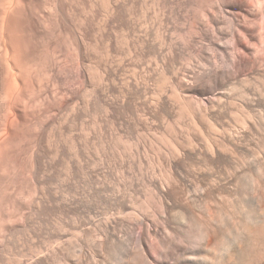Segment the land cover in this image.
<instances>
[{
  "label": "bare ground",
  "instance_id": "bare-ground-1",
  "mask_svg": "<svg viewBox=\"0 0 264 264\" xmlns=\"http://www.w3.org/2000/svg\"><path fill=\"white\" fill-rule=\"evenodd\" d=\"M128 2L130 1L0 0V264H264V0H177L176 3L179 7L183 4L187 7L184 9L188 11V13L186 12L187 25L189 22L186 35L181 33L183 28L180 29V27L183 23L185 24L182 21L183 23L178 25V29L181 31H178L183 36L178 33L176 36L173 35L175 37L170 41V52H172L174 60L182 61L185 53L189 57V65L186 66V69L175 67L171 71L170 82L172 90L177 95L175 98H178L179 111L174 110V105L166 96L160 93L157 95V90H151L153 94L150 95V100L143 99L144 96L146 97L144 94H147L148 87L150 89L147 83V79L150 77L144 76L145 74L143 76L147 79L145 78L142 83L135 79L134 82L128 80L127 98H124L122 103H117L119 100H116V103L113 101L108 103V108L115 110L118 116L124 112L123 110L126 114H134L137 111L134 100H140L141 104H137L142 105V108L147 110L151 117H154L153 119L157 118L159 111L171 117L179 115L182 118V115H188L191 120L188 121L190 128L194 130L196 136H198L196 133L207 132L209 138L207 137L208 140L204 145L196 143L197 139L194 140V137V139L191 138L183 143L181 138L179 141L174 136L167 138L162 135L161 138H158L153 135L154 139L147 136L150 139L149 144L141 143L142 147L139 143L141 139H139L136 148L134 147V152L132 142L125 141L126 143H124L122 138H117L116 147L124 146V153L128 155L127 161L122 159L124 153L120 149H115L116 151L110 152L111 154L108 153L110 155L108 162L111 161L109 164L107 163V166L103 165V161L94 162L93 159V162L87 161L88 164L93 163L89 173L93 184V194L91 195L95 200L93 201L100 204L102 201H106L116 210L113 214L104 217L100 216V213L98 214L96 205V207L93 205L92 208L89 206L90 203L88 204L80 198L67 202L64 198L65 195L55 192L47 184L58 177L54 172L51 173V169L55 170V166H58L55 164L59 162L46 161L50 153L55 151L57 152L55 155L62 153L68 156L72 155L71 151H75V154L85 156L86 143H84L85 148L79 146L82 144L81 141L78 145L77 138L78 143L74 139L71 140V145L63 143L65 140L58 141V138V143H55L53 137L58 133L59 140H61V131L59 132L57 128L54 130L55 134L52 131L58 120V116L55 114L57 108L55 99L62 101L60 104L66 106L65 108L71 107V101L81 96L79 88L81 89L82 86L75 88L77 78L83 80L94 71L93 69L91 73H88L89 63L85 62L90 50L92 52L94 49L93 45H95L94 47L102 45L109 57V54L113 53L111 51L118 52L119 47H124H121L124 43H120L124 40L126 42L130 37L131 39H129L133 42V50L132 47H129L135 54H138L140 48L142 51L146 49L145 47L150 50L152 56H149V64L147 63L145 66L150 68L148 75L154 77L152 80L157 79V39L152 35L156 39L154 40L156 45H154L155 43L150 45L151 37L147 36L148 40L145 34H139L137 31L134 36L133 34L125 36L124 29L126 30L128 24L127 14H131L127 13L130 10L127 9ZM177 15L176 17H178ZM133 16L134 14L130 17L133 18ZM173 17L176 18L174 14ZM176 19L178 20L180 17ZM134 21L133 23L136 22ZM176 24H178L177 21ZM52 27L60 29L58 32L65 31V29L70 30L75 43H71L73 39H70V33L66 30L65 33L70 37L67 39H70L72 45L69 48L73 49L76 46L74 50L77 51V54L74 53L75 51L72 52L70 57L74 53L73 57L77 56L74 63L77 64L76 62L80 60L81 63L79 61L78 64L81 65L85 62L87 66L84 67L85 64L84 66L82 64L77 67L73 64L78 69L74 70L76 68L71 65L74 69L69 70L71 68L68 66L67 70V65H69L66 63L67 59L61 61L57 58L58 55H54L55 59L53 58V62H50L53 64H45L48 68L44 69L43 76L49 75V77L44 79L40 72L43 62H47L45 61L47 59L46 48L43 47H51L53 43L50 45L45 43V46H42L43 44L39 40L40 38L42 40L52 38L50 32L57 33V29H53L54 32ZM139 31L142 32L140 29ZM175 31H177V27ZM48 32L49 37H47ZM155 32L157 31L155 30ZM46 33L47 36L44 35ZM65 33L63 34L65 35ZM28 36L30 38L39 36V40L35 39L39 43H35L34 38L30 41ZM60 36L57 39L59 41ZM26 37L30 40L28 41ZM55 37L49 42L54 41L57 38ZM122 37L126 39H122ZM88 39L94 41L91 44L92 49L89 48ZM42 40L41 42H43ZM59 41H56L55 45L60 43L61 47V44L66 43ZM102 46L100 47L102 48ZM126 46L128 45L126 44ZM54 47L56 48V46ZM66 47L68 48V46ZM55 48H51L54 49L52 53L59 52L58 54L61 56L63 54V52L60 54L59 49L61 48L58 49V52ZM66 50L69 52L68 49ZM131 50L129 53L132 52ZM44 51L45 56H43ZM124 53L126 52L124 51ZM53 54L50 55L53 56ZM95 54L97 53L95 52ZM43 57H46L44 61H42ZM56 58L61 62L65 60L63 63L67 65L56 61ZM184 58L186 59V57ZM91 59L90 61H92ZM108 60L110 59L108 58ZM212 63H214L213 66H209ZM220 63H225V65L221 66ZM106 69L108 70L109 67ZM107 70L106 74L103 73L104 75L113 76L117 73L116 70L115 73L111 70V72H107ZM136 70L138 71V69ZM45 71L48 73L47 75H45ZM75 79L77 80L74 81ZM71 80L75 83L72 87L69 83ZM162 82L164 81L162 80ZM169 83L166 84L170 85ZM97 90L96 93L94 92L96 100L105 101L103 99L105 90H102L104 92L100 89ZM88 91L86 90L87 93ZM67 94L69 95L66 97ZM172 95L173 93H171ZM106 100L108 101V97ZM73 102V105L75 102L77 103L75 100ZM61 105L58 107L60 108ZM65 108L63 107V109ZM71 109H74V106ZM59 112L60 110L56 113L59 114ZM68 112L70 113V110ZM73 112L76 114L73 113L74 117L70 116L71 120L67 116L69 121H73V119L75 121L79 115L81 116L80 111L75 112L74 110ZM129 115L124 119L125 128L128 134L136 133L137 123L135 124L134 118H129ZM59 123L63 124L64 122ZM171 123H168L170 126L165 128L170 129L169 132L174 134L177 122L174 125ZM96 124L95 122L94 125L97 126L98 124ZM139 126L137 125V128ZM177 133L180 135L178 130ZM85 135L86 138L87 134ZM26 136H29V139ZM56 137L54 138L56 139ZM160 141L169 143L170 150L160 151L162 148L159 147L160 144L165 146ZM21 149H25L23 151L29 153V158L31 156L32 166H30L29 160L26 162L23 158L27 152L22 155ZM18 150L21 151L24 162L19 158ZM157 150L160 153L163 152L160 156L163 165H165V171L163 170L165 173L161 174H164L163 178L162 176L157 177L155 167H152V171L150 170V175L149 172L148 175L145 174L143 170L146 163L153 164L152 161L149 162L150 152H153V155L157 157ZM52 154L54 155V153ZM21 162L23 164L26 162V166L29 163V166L32 167V170L30 169L32 171L31 179L41 181L43 176V182L47 184L46 188L43 187L44 189L40 187L42 194L37 198L35 206H32L35 203L33 202L35 197L31 196L33 199H25L22 196L24 188L23 183L22 185L20 183L22 178ZM61 162L63 163V160ZM77 162L72 160V163L68 162L65 167L68 172L79 176L83 172V167L87 166L85 164L82 167ZM191 164L199 165L200 172L195 171L196 176L194 175L198 179V183L188 179L182 173L187 172V167ZM135 167L138 170H134ZM47 169H50V173H46ZM116 171L119 174H116ZM134 171H138L142 178H139ZM33 182L34 180L30 181V183ZM74 186L69 187L73 188ZM53 205L56 209L58 207L71 209L78 214L79 220L76 219L74 222L79 236L76 241L66 239V224L63 222L55 224L52 233L60 239L59 242L53 244L50 241L51 244L46 241V238H43L45 232L42 223H45V215ZM62 213L64 215V212ZM34 218H40L39 228L33 226ZM33 238L36 242L33 241ZM22 239L28 241V244L21 243Z\"/></svg>",
  "mask_w": 264,
  "mask_h": 264
},
{
  "label": "rangeland",
  "instance_id": "rangeland-1",
  "mask_svg": "<svg viewBox=\"0 0 264 264\" xmlns=\"http://www.w3.org/2000/svg\"><path fill=\"white\" fill-rule=\"evenodd\" d=\"M128 1H130V2H128V4L129 5H127V9L129 8L130 10H128V12L127 13H131V14H127V16H128V24H127V28H126V30L124 29V33H125V36L126 37H128V36H132V34H133V36H134V33L137 31V33L139 32V34H145L146 35V38H148V40H149V37H151V39L149 40V41H151L150 42V45H153L155 42H154V40H156L157 42V81L155 82V81H153L154 80V77L152 76H150V75H148L149 74V67H147V66H145V65H147V63H148V61L150 60V57L152 56V54L150 53V50L147 48V47H145L146 49L145 50H143L142 51V49L140 48V46H138V48H140L139 49V51H138V54H135L134 53V51H132L133 50V42H132V40H130L129 38H128V40L125 42V40L124 41H122L121 40V34L119 33V35H120V40L122 41H120L121 43L120 44H122V43H124V44H122L121 45V47L122 46H124V47H122V48H120L119 47V50H118V52L117 51H115V50H113V51H111V52H113V53H111V54H109V57H108V54H106L107 52H106V50L104 49V47L102 46V45H98V47H94L95 45H93V48L94 49H92V46H91V44H93L94 43V41L92 42L91 40L92 39H88V42L90 43L89 44V48L91 47V49H92V52H91V50H90V53H89V56L87 57V60H85V62L88 64L89 63V67H87V69H88V73L90 72H92L93 71V69H94V71L93 72H95V73H91V75L89 74L86 78H83V80H81L82 78H80V80H79V78H77L78 79V81H80V82H78V81H76L77 79H75L74 81H76V84L75 83H73L74 81H72L71 80V82H69L70 83V85H71V87L72 86H74L73 84H75V88H78V87H81V89L79 88V90H80V97L76 100V99H73V100H75V101H77V103L78 102H80V103H78V105H77V103L75 102V104L73 105V100L71 101L72 103H71V107H69V108H65L66 106H63V105H61L62 103V101H60V100H58V99H55V103H57L56 104V106H57V108H56V111H55V114H57V116H58V120H57V122L54 124V127H55V125H56V127L55 128H53V133H54V130L57 128V129H59V132L61 133V135H60V138H62L61 140H59V135H54V137H56V136H58V137H56V139L53 137V139H54V142L55 143H58L57 142V138H58V141H62L63 142V140H65L63 143H65L66 145H71V140H74L75 139V141L77 142V140L79 141V143H78V145L80 144V141H81V143L82 144H80L79 146H82V147H84L85 148V146H86V148H85V156H87V157H85V156H81V154L80 155H77V154H75L76 152L75 151H71L72 153V155H63L62 153H60L61 154V156H60V154L58 153V154H56L55 155V153H57V152H52V153H54V155L52 154V153H50L48 156H47V160L46 161H49V162H53V161H55V162H59V163H57V164H55V165H58V166H55V170H53V169H51V173H53L54 172V174H57L56 176H58L55 180H53V181H51V183L49 182V183H47L51 188H53V190H55V192H57V193H59V194H63V195H65V201H69V202H71V201H73V200H76V199H83L84 201H86V202H88V204L90 203V207H92L93 205V207H96L97 208V211H98V214L101 216L102 215V217H104L105 215L106 216H108V215H110V214H113L114 212H116V210L114 209V207H112L108 202H106V201H102L101 202V204L100 203H97V202H94L95 200L91 197V195L93 194V184H92V182H91V178L89 177L90 176V170H91V168L93 167V161L94 162H100V161H103V165L104 166H107V163L109 164V162L111 161H109L108 162V159H109V157H110V155L109 154H111L112 152H114V151H116L115 149H120L123 153L125 152V148H123L124 146H121V147H116V145H117V138H122L123 139V141H124V143H126V142H132L131 144H133V151L135 152V146H137V142L138 141H140L139 139H141V141L139 142L140 144L141 143H144V142H146L147 144H149V141H150V139L149 138H151V139H154V136L153 135H155V136H158V138L160 137L161 138V136L163 135H165V137H167V138H171L172 136H174V137H176V138H178V140L180 139L181 140V142H183V143H186L189 139H194V140H196L195 142L196 143H198L199 145H200V143H201V145H204L205 143H206V141L208 140L207 139V137H208V134H207V132L206 131H203V132H200V133H196L198 136H196L194 133V130H192V128H190V116H184V115H182L183 117L181 118V117H179V115L176 117V116H169V115H167L166 113V115L164 114V112H161V111H159L158 113H159V115H162V116H159L158 114V116H157V118H155V119H153L154 117L152 116L151 117V115H150V113H148L147 112V110H144V108H142V105H138V104H141V103H139V101L138 100H134V102H135V104H134V106L135 105H137L136 107H137V113L135 114H126V112H125V110H123L124 112L123 113H118L119 114V116L115 113V110H113V109H111L110 107V109L108 108V103L110 102V101H113V102H115L116 103V100H119V101H117V103L119 102V103H122L126 98H127V92H126V88H127V86L126 85H128V82L129 81H135V80H137V82L138 81H140V83H142L143 81H144V79L146 78L147 79V77L149 78L150 77V79H147V83H148V86H150V89H149V87H148V89H149V91H148V89H147V94L145 93L144 95H146V97L144 96L143 97V99H147V100H150L151 99V96L150 95H152L153 94V92L152 91H156L157 90V95H159L158 93H160L161 95H164V96H166L167 98H168V100H171L170 101V103L171 104H173L174 105V110L177 112V111H179V105H178V103H177V99L178 98H175L177 95H176V93H174V91L172 90V84H171V71L173 70V69H175V67L177 68V67H183V68H185L186 69V66H188L189 65V57H188V55H187V53H185L186 55H184V57H186V59L184 58V57H182L183 59H181L182 61H177V60H174L175 58H173L174 56H173V54H171L172 52H170L171 50H170V41H172V38H174L176 35H178V33L179 34H183L184 36L186 35V30L187 29H189V22H188V25H187V21H188V17H187V13H188V11L187 10H184V9H187V7H185V5L183 4L181 7H182V9H181V7H179L178 6V4L176 3V1L177 0H135V2H137L136 4H135V2H134V0H128ZM134 4H133V3ZM156 2V3H155ZM173 2H175V3H173ZM132 3V4H131ZM139 4V5H138ZM131 5V6H130ZM137 5V6H136ZM175 5V6H174ZM133 6H134V8H133ZM139 6V7H138ZM173 6L175 7V10H176V12H175V10H174V8H173ZM177 7H178V9H177ZM138 10H136V9ZM138 8H140V9H138ZM136 10V11H135ZM143 10V11H142ZM183 11V12H179V11ZM47 11V10H46ZM134 11V12H133ZM173 11H174V13H173ZM184 11H185V13H184ZM137 12H138V14H137ZM187 12V13H186ZM134 14V16H133V18L132 17H130L131 15H133ZM178 15H177V14ZM184 15H183V14ZM135 14H136V16H135ZM142 16H141V15ZM173 14H174V16L176 17V15L178 16V17H180V19H176V18H178V17H176V18H174L173 17ZM181 15V16H180ZM139 16V17H138ZM183 16V17H182ZM131 19H130V18ZM134 17H135V19H134ZM187 17V18H186ZM137 18V19H136ZM183 18H185V19H183ZM130 19V20H129ZM141 19V20H140ZM136 22H139V23H141V24H139V23H136ZM133 21L135 22V23H133ZM141 21V22H140ZM176 21H177V23L178 24H176ZM185 22V24L183 23V22ZM183 23V27L181 26L180 27V29L181 28H183L182 30L183 31H181L180 29H178L179 28V24H182ZM132 23V24H131ZM176 24V25H175ZM129 25H130V27H129ZM143 25V26H142ZM184 25H185V27H184ZM133 26H135V27H133ZM141 26L143 27V30H142V28H141ZM176 27H177V31L178 30H180L181 31V33H180V31H175L176 30ZM56 28V27H55ZM55 28H51L52 30L54 29V30H56ZM129 28V29H128ZM51 29H49V31L51 30ZM135 29V31H133ZM139 29L142 31V32H140L139 31ZM145 29V30H144ZM147 29H149L148 31H147ZM51 30V31H52ZM53 30V31H54ZM69 32L70 30H68V29H65V31H63V30H61L63 33H65V32H67V31ZM129 30V31H128ZM155 30L157 31V32H155ZM58 31H60V29H57L56 30V34H55V36L57 37H55L54 36V34H52L51 32H50V35H52L51 37L52 38H50L49 36V32H48V36H47V33L46 34H44V35H46L47 37H49V39L47 40L46 38H44V39H46L45 41H44V39L42 40L41 38H40V40H39V36H31V37H33L34 38V41H35V39L36 40H39V42L40 43H42L43 45L42 46H45V43H47V44H54V46H56V48L54 47V46H52L51 45V47L50 46H47V44H46V46L48 47H43L45 50H46V54H45V51L43 52V56H47V59L45 60V58L42 60V61H47V62H49V63H47V62H43V66H45V64H49V65H51V64H53V63H51L50 64V62H53V60L55 59V57L57 56V58L58 59H61V61L63 60V59H67L66 60V63H68L69 65H67V64H64L65 63V60L63 61V62H61L60 60H58L57 58V60L56 61H59L60 63H62L63 65H67V68L66 67H64V68H66L67 70L69 69L68 68V66L71 68V69H69V70H73L74 68H73V64H75L74 62L77 60V56L76 57H73L74 56V53H76L77 54V51L76 50H74V49H76V46H75V44H74V46L75 47H73V49H71V48H69V46L70 47H72V45H71V43L73 44V43H75V39H73V37H71V36H73V35H71V32H69L68 34L70 35V37H69V35H67L66 33H65V35L62 33V32H58ZM128 31V32H127ZM133 33H132V32ZM152 31V32H151ZM188 31V30H187ZM55 32V31H54ZM126 32H127V34H126ZM150 32H151V34H150ZM175 32H177L176 34H175ZM59 33V34H58ZM60 33H61V36H63V37H61L60 36ZM136 33V34H137ZM155 33V34H154ZM135 34V35H136ZM138 34V35H139ZM181 34V35H182ZM44 35H41V36H43L44 37ZM123 35V34H122ZM145 35H143V36H145ZM156 38V39H154L153 38V36ZM173 35H175V36H173ZM182 35V36H183ZM40 36V37H41ZM45 36V37H46ZM58 36H60L59 37V39H60V41L59 40H57L58 39ZM124 36V35H123ZM140 36H142V35H140ZM147 36H149V37H147ZM29 37V36H28ZM36 37V38H35ZM54 37L56 38L55 40L58 42H68V44L67 45H65L66 43H63V44H61V47L59 46V44L60 43H58V44H56L55 45V43H56V41H55V43H54V41H52L53 39H54ZM66 37V38H65ZM30 38V37H29ZM33 38H30V39H27V37H26V39L29 41H32L33 40ZM38 38V39H37ZM67 38H70V39H73V41L71 42L70 41V39H67ZM50 39H52L50 42H49V40ZM65 39V40H64ZM122 39H126V38H123L122 37ZM153 39V40H152ZM41 40L44 42H41ZM61 40H64V41H61ZM47 41V42H46ZM148 41V42H149ZM39 42H37V41H35V43H39ZM49 42V43H48ZM71 42V43H70ZM130 42V43H129ZM153 43V44H152ZM156 43L154 44V45H156ZM70 44V45H69ZM126 44L128 45V46H126ZM132 44V45H131ZM62 45H63V48H62ZM65 45V46H64ZM66 46H68V48L66 47ZM100 46H102V48L100 47ZM120 46V45H119ZM132 47L131 49H130V47ZM50 47V48H49ZM55 48V50L57 49V51L56 52H58L59 50H60V54H62V52H63V54L60 56L58 53L57 54H53L52 52H54V49H51V48ZM66 47V48H65ZM129 47V48H128ZM59 48H61V49H59ZM68 49L69 50V52L66 50L65 51V49ZM96 48H97V50H96ZM124 48V49H123ZM128 48V49H127ZM43 49V50H44ZM50 49V50H49ZM59 49V50H58ZM71 49V50H70ZM103 51H102V50ZM122 49V50H121ZM47 50H48V52H47ZM62 50V51H61ZM65 51V53H64V51ZM73 50V51H72ZM93 50H94V53H93ZM132 51L133 52V55H132V52H130L129 53V51ZM75 51V52H74ZM102 52V53H100V52ZM121 51V52H120ZM124 51L126 52V53H124ZM66 52H68V53H66ZM71 52V53H70ZM72 52H74L73 53V56L71 55V57H70V54H72ZM95 52L97 53V54H95ZM142 54H141V53ZM145 52V54H143ZM91 53H93V54H91ZM99 53V54H98ZM146 53H147V55H146ZM45 54V55H44ZM50 54H53V56L54 55H56V56H52V55H50ZM69 54V55H68ZM75 54V55H76ZM130 54H131V56H130ZM165 54V55H164ZM50 55V56H49ZM92 55V56H91ZM118 55V56H117ZM145 55V56H144ZM170 55V56H169ZM52 56V57H51ZM65 56H66V58H65ZM69 58H68V57ZM100 56H102V57H100ZM107 58H106V57ZM114 56V57H113ZM122 56V57H121ZM150 56V57H149ZM62 57V58H61ZM73 57V58H72ZM93 57V59H91ZM96 57V58H95ZM117 57V58H116ZM120 59H119V58ZM128 57V58H127ZM132 57V58H131ZM142 57H144V58H142ZM149 59H148V58ZM54 58V59H53ZM76 58V59H75ZM108 58L110 59V60H108ZM122 58V59H121ZM164 58V59H163ZM52 59V60H51ZM75 59V60H74ZM79 59V58H78ZM89 59V60H88ZM90 59L92 60V61H90ZM135 59V60H134ZM148 59V60H147ZM185 59V60H184ZM51 60V61H50ZM72 60V61H71ZM74 60V61H73ZM109 62H108V61ZM111 60H113V61H111ZM116 60V61H115ZM124 60V61H123ZM129 60H130V62H129ZM134 60V61H133ZM80 61V60H79ZM79 61H77L76 63L78 64V62ZM138 63H137V62ZM143 63H141V62ZM70 62H71V64H70ZM85 62H84V64H85ZM102 62V63H101ZM177 63V64H175V63ZM188 62V63H187ZM220 62V61H219ZM79 63H81V61L79 62ZM101 63V64H100ZM116 63V64H115ZM181 63V64H180ZM75 64V66H81L80 64ZM84 64L82 65V66H84ZM87 64H85V66L84 67H86L87 66ZM104 64H106V65H104ZM118 64V65H117ZM120 64V65H119ZM130 64V65H129ZM149 64V63H148ZM213 64L214 63H212V64H210L209 66H213ZM71 65H73L72 67H71ZM132 65H133V67H132ZM183 65V66H182ZM220 65L222 66H224L225 65V63H220ZM42 66V67H43ZM74 66V67H75ZM91 66V67H90ZM93 66V67H92ZM120 66V67H119ZM140 66V67H139ZM149 66V65H148ZM42 67H41V69H40V72H41V74H42V77L44 78V79H48V77H49V75L48 76H43L44 74V69L45 68H48V66L46 65L45 67H43V69H42ZM97 67V68H96ZM99 67V68H98ZM103 67V68H102ZM109 67V69L107 70L106 68H108ZM139 67V68H138ZM144 67V68H143ZM146 67V68H145ZM76 68V67H75ZM114 68V69H113ZM129 68V69H128ZM78 68H76V69H74V70H77ZM91 69V71H89ZM135 69V70H134ZM136 69H138V71L136 70ZM141 69V70H140ZM144 69V70H143ZM147 69V70H146ZM185 69H183V70H185ZM43 70V71H42ZM46 70V69H45ZM96 70V71H95ZM106 70H107V72H111V71H114V73H115V70H116V72L118 73H115V74H113V76H109V75H104L103 73H105L106 74ZM111 70V71H110ZM130 70V71H129ZM132 70V71H131ZM163 70H165V71H163ZM182 70V69H181ZM148 71V72H147ZM162 71V72H161ZM74 72V71H73ZM76 72V71H75ZM100 72V73H99ZM119 72H120V74H119ZM123 72V73H122ZM135 72V73H134ZM147 72V73H146ZM161 72V73H160ZM164 72V73H163ZM45 73H46V71H45ZM87 73V74H88ZM129 73H131L132 74V76H131V74H129ZM183 73H184V71H183ZM48 73H46L45 75H47ZM124 74V75H123ZM129 74V75H128ZM133 74H135V75H133ZM145 74V75H144ZM163 74V75H162ZM95 75V76H94ZM98 75V76H97ZM101 75V76H100ZM127 75V76H126ZM147 76V77H144V76ZM169 75V76H168ZM91 76H92V78H91ZM107 78H106V77ZM120 76V77H119ZM137 77V79H136V77ZM143 78H142V77ZM169 78H168V77ZM102 77V78H101ZM104 77V78H103ZM113 79H112V78ZM122 77V78H121ZM127 77V78H126ZM120 78V79H119ZM132 78V79H131ZM164 78V79H163ZM168 80H167V79ZM85 79H87V80H85ZM89 79V80H88ZM92 79V80H91ZM107 79V80H106ZM111 79V80H110ZM116 79V80H115ZM118 79V80H117ZM130 79V80H129ZM135 79V80H134ZM141 79V80H140ZM143 79V80H142ZM153 79V80H152ZM161 79V80H160ZM166 79V80H165ZM105 80V81H104ZM114 80V81H113ZM127 81V83H126V81ZM129 80V81H128ZM151 80V81H150ZM162 80L164 81V82H162ZM81 81H82V83H81ZM92 81V82H91ZM96 81V82H95ZM108 83H110V84H108ZM110 81V82H109ZM117 81V82H116ZM166 81V82H165ZM78 82V83H77ZM170 82V83H169ZM81 83V84H80ZM84 83H86L85 85H83ZM117 83V84H116ZM162 83V84H161ZM166 83H169L170 85H168V84H166ZM78 84H80V85H78ZM91 84V85H90ZM93 84V85H92ZM103 84V85H102ZM118 85L117 87L115 86V85ZM162 85V87H159V86H161ZM164 84V85H163ZM69 85V84H68ZM69 85V86H70ZM78 85V86H77ZM101 85V86H100ZM113 85V86H112ZM91 86V87H90ZM126 86V87H125ZM86 87V88H85ZM114 87H115V89H114ZM119 87V88H118ZM156 87V88H155ZM74 88V87H73ZM113 88V89H112ZM153 88H155V89H153ZM96 89H100L101 91L102 90H105V92L104 91H102V92H104V97L105 98H103V99H105V101H103L102 99L100 100V99H97L96 100V97H95V93H96ZM107 89V90H106ZM112 89V90H111ZM170 89V90H169ZM86 90H89L88 91V93L86 92ZM97 90V91H98ZM123 90V91H122ZM152 90V91H151ZM92 91H93V93H92ZM107 91V92H106ZM115 91V92H114ZM165 91V92H164ZM173 91V92H172ZM95 92V93H94ZM164 92V93H163ZM112 93H113V95H112ZM122 93V94H121ZM171 93H173V95L171 96ZM180 93V92H179ZM91 94H93V95H91ZM107 94H108V96H107ZM118 94V95H117ZM69 94H67L66 95V97L68 96ZM120 95V96H119ZM149 95V96H148ZM169 95V96H168ZM112 96V97H111ZM116 96H118V97H116ZM179 96V95H178ZM107 97H108V101L106 100L107 99ZM122 97V98H121ZM173 97V98H172ZM91 98V99H90ZM111 98H112V100H111ZM117 98V99H116ZM125 98V99H124ZM124 99V100H123ZM175 99V100H174ZM115 100V101H114ZM103 101V102H102ZM174 101V102H173ZM82 102V103H81ZM94 102V103H93ZM61 103V104H60ZM89 103V104H88ZM107 104V105H105V104ZM114 103V104H115ZM138 103V104H137ZM80 104V105H79ZM81 104H82V106H81ZM58 105L60 106L61 105V107H62V111H61V107L59 108L58 107ZM75 105H76V107H75ZM88 105V106H87ZM97 105V106H96ZM73 106H74V109H71V108H73ZM93 106V107H92ZM99 106V107H98ZM101 106V107H100ZM139 106H141V107H139ZM63 107L65 108V109H63ZM92 107V108H91ZM83 109V110H80V109ZM97 108V109H96ZM106 110H105V109ZM177 108V109H176ZM86 109V110H85ZM89 109V110H88ZM92 109V110H91ZM108 109V110H107ZM60 110V112H59V114H62V115H59L58 113H56L57 111H59ZM70 110V113L68 112ZM72 110V111H71ZM75 110V112H78V111H80V113H81V116L79 117L78 116V118L77 119H75V121L76 120H78V121H74V119H73V121H74V123L77 125H75L74 123L73 124H71L73 121H69V119L71 120V118L72 117H74L73 116V111ZM78 110V111H77ZM88 110V111H87ZM99 110V111H98ZM104 110V111H103ZM64 111V112H63ZM83 112V113H82ZM89 112H90V114H89ZM101 112V113H100ZM103 112V113H102ZM107 112V113H106ZM121 112V111H120ZM148 114H147V113ZM66 113V114H65ZM105 113H106V115H105ZM113 113V114H112ZM160 113H162V114H160ZM72 114V115H71ZM74 114H76V113H74ZM83 114H84V116H83ZM93 114V115H92ZM142 114V115H141ZM64 115V117L62 118V116ZM88 115V116H87ZM98 115V116H97ZM113 115H115V116H113ZM123 115H125V116H123ZM128 115H129V118H131V119H133L134 118V122H135V124L137 123V125L139 126V125H141V126H139L138 128H137V125H136V133H127V129L125 128L126 126L124 125V119H126L127 117H128ZM141 115V116H140ZM146 117H145V116ZM149 115V116H148ZM67 116L69 117V119L67 118ZM70 116H72L71 118H70ZM90 116V117H89ZM139 116V117H138ZM169 118H168V117ZM61 117V118H60ZM99 117V118H98ZM143 117V118H142ZM166 118V120H165V118ZM176 117V118H175ZM82 118V119H81ZM106 118V119H105ZM116 118V119H115ZM118 118V119H117ZM178 118V119H177ZM185 118H187V119H189V120H187V119H185ZM61 119V120H60ZM122 119V120H121ZM159 119V120H158ZM163 119H164V121H163ZM176 119V120H175ZM184 119V120H183ZM64 120V121H63ZM116 121V123H115V121ZM120 120V121H119ZM136 120V121H135ZM146 120V121H145ZM172 120V121H171ZM181 120V121H180ZM118 121V122H117ZM122 121V122H121ZM133 121V120H132ZM169 121V122H168ZM188 123H186V122ZM189 121V122H188ZM59 122H61V123H63V124H60ZM92 122V123H91ZM97 123L96 125L97 126H95L94 125V123ZM99 122V123H98ZM102 122V123H101ZM119 122H120V124H119ZM142 122V123H141ZM155 122V123H154ZM161 122V123H160ZM172 122V123H171ZM174 122V123H173ZM177 122V123H176ZM68 123V124H67ZM80 123V124H79ZM88 123V124H87ZM108 123V124H107ZM113 123V124H112ZM153 123L155 124V126L153 125ZM158 123H159V125H158ZM168 123L170 124H172V125H174L175 123H176V125H175V131H176V133H174V134H172L171 132H169V130L170 129H167L170 125H168ZM58 124V125H57ZM90 124V125H89ZM102 124V125H101ZM117 124V125H116ZM162 124V125H161ZM61 125H63V126H61ZM71 125V126H70ZM116 125V126H115ZM147 125H149V126H147ZM161 125V126H160ZM164 125V126H163ZM179 125V126H178ZM188 125V126H187ZM58 126V127H57ZM61 128H60V127ZM68 126V127H67ZM73 127V128H71L70 129V127ZM106 126H107V128H106ZM117 126H119V127H117ZM152 126V127H151ZM185 126H187V127H185ZM84 127V128H83ZM86 127V128H85ZM95 127V128H94ZM100 127V128H99ZM149 127V128H148ZM161 127V128H160ZM165 127H167V128H165ZM182 127V128H181ZM189 127V128H188ZM66 128V129H65ZM70 130H69V129ZM76 130H75V129ZM78 128V129H77ZM105 128V129H104ZM142 128V129H141ZM144 128V129H143ZM62 129V130H61ZM65 129V130H64ZM81 129H85V130H81ZM89 129V130H88ZM95 129V130H94ZM123 129V130H122ZM109 130V131H108ZM122 130V131H121ZM140 130V131H139ZM147 130V131H146ZM168 130V131H167ZM177 130H178V132H180L179 134L180 135H178V133H177ZM26 131V130H25ZM64 131V132H63ZM66 131V132H65ZM78 133H77V132ZM81 131V132H80ZM85 131V132H84ZM99 131V132H98ZM102 131V132H101ZM162 131V132H161ZM87 132V133H86ZM142 132V133H141ZM144 132H145V136H144ZM59 133V134H60ZM106 134V135H104V134ZM116 133V134H115ZM148 133V134H147ZM163 133H165V134H163ZM167 133V134H166ZM184 133L186 134L185 136H184ZM193 133V134H192ZM203 133H206L207 134V136H206V134H203ZM55 134V133H54ZM63 134V135H62ZM75 134V135H74ZM85 134H87V137L85 138ZM115 134V135H114ZM120 134H121V136H120ZM147 134V135H146ZM171 134V135H170ZM201 134H203V135H201ZM69 135V136H68ZM96 137H95V136ZM104 135V136H103ZM109 135V136H108ZM112 135V136H111ZM205 135V136H204ZM81 136V137H80ZM84 136V137H83ZM94 136V137H93ZM131 136V137H130ZM135 136V137H134ZM142 136V137H141ZM149 138H148V137ZM169 136V137H168ZM171 136V137H170ZM181 136V137H180ZM202 136V137H201ZM26 137H28V139H29V136H26ZM64 137V138H63ZM73 137V138H72ZM105 137V138H104ZM115 137V138H114ZM146 138V140H145V138ZM185 137V138H184ZM194 137V138H193ZM198 137V138H197ZM66 138V139H65ZM76 138H77V140H76ZM81 138V139H80ZM96 138V139H95ZM137 138V139H136ZM206 138V139H205ZM209 138V137H208ZM27 138H26V140H28ZM70 141H69V140ZM80 139V140H79ZM105 139V140H104ZM205 139V140H204ZM86 140V141H85ZM96 140H98V141H96ZM107 140V141H106ZM128 140V141H127ZM179 140V141H180ZM202 140H204V141H202ZM101 141V142H100ZM106 141V142H105ZM115 141V142H114ZM126 141V142H125ZM202 141V142H201ZM163 142V144H165V146L164 145H162V144H160L161 146H159L160 148H161V150L160 151H162L163 150V152L165 151H167V150H170V148H171V146H170V144L169 143H167V142H165L164 143V141H160V143H162ZM84 143H86L85 144V146H84ZM95 143V144H94ZM102 143V144H101ZM136 145H135V144ZM167 143V144H166ZM91 144V145H90ZM93 144V145H92ZM109 144V145H108ZM54 145V144H53ZM52 145V146H53ZM101 145V146H100ZM105 145V146H104ZM102 146H103V148H102ZM141 147H142V144L140 145ZM139 146V147H140ZM168 146V147H167ZM53 147H55V145L53 146ZM95 147V148H94ZM99 147V148H98ZM116 147V148H115ZM135 147V148H134ZM141 147H140V149H141ZM88 148H90V149H88ZM101 148V149H100ZM124 149V150H123ZM23 150H25V149H21V151H23ZM119 150V151H120ZM21 151L20 150H18V152H17V154L20 152V154H18V156H19V158H21V159H25V161L27 162V160H29V162H30V166H32V159H31V156H30V158H29V156H28V152L27 151H25V152H27V153H25L24 151L22 152V155H23V153H25L24 155H23V158H22V155H21ZM120 151V152H121ZM75 152V153H74ZM93 152V153H92ZM111 152V153H110ZM163 152H159V150H157V157H155V155H153L154 153L153 152H150L151 153V157H149V162H151V163H153V164H151V165H149V164H147L146 163V166H144V168L145 169H143L144 170V173L145 174H147L148 175V172H149V175L151 174V169H152V167L154 168L155 167V169H157L156 171H157V177H161L162 176V178L164 177L163 175H161L162 173H165L164 171H165V165H163L164 163L162 162V159L160 158V156H161V154L163 153ZM88 153V154H87ZM109 153V154H108ZM87 154V155H86ZM126 153H124V154H122V159L124 160H128V155L126 154V156H124ZM20 155H21V157H20ZM25 155H27L28 157H26ZM51 155V156H50ZM95 155V156H94ZM97 155V156H96ZM102 155V156H101ZM25 156V157H24ZM54 156V157H53ZM65 156V157H64ZM81 156V157H80ZM124 156V157H123ZM150 156V155H149ZM57 157V158H56ZM70 157V158H69ZM85 157V158H84ZM29 158V159H28ZM90 158H91V160H90ZM152 158V159H151ZM24 159L23 160H21V161H23L24 162ZM86 159H88V160H86ZM92 159H93V161H92ZM63 160V163L61 162V161ZM72 160L73 161H75L76 160V162L78 161L79 163H80V166L82 165V167H83V165H85L86 164V166L87 167H83V172H81L80 173V175L79 176H77V175H75V174H73V173H70V172H68L67 171V167H65V166H67V164H68V162H70V164L72 163ZM124 160V161H125ZM90 162V161H92L90 164H88V162ZM154 161V162H153ZM159 161V162H158ZM23 162H21V164H22V172H21V176H22V178L20 179L21 181H20V183H21V185H22V183H23V188H24V193H22L23 195V197H25V199L27 198V199H33L34 197V201L33 202H35L32 206H35V204L37 203V198H39L40 196H41V194H42V191H41V188H43L44 186H45V188L47 187V184L45 183L44 184V182H43V176L41 177V181H35V179H31V176H32V171H30V169L32 170V167H30L29 166V163H28V166H26L27 165V163L25 162L24 164H23ZM77 162V163H78ZM86 162V163H85ZM106 162V163H105ZM156 163H157V166H156ZM62 164H63V166H62ZM88 164V165H87ZM161 164V165H160ZM90 165V166H89ZM150 167H149V166ZM192 165V166H191ZM191 165H189L188 167H187V172H188V174H187V172L186 171H184V172H182L183 174H184V176L186 175V177L188 178V179H190V180H192V181H195L196 183H198V179H196V172L195 171H199L200 172V168H199V165H196V164H191ZM25 166V167H24ZM88 166H89V168H88ZM25 168V170H26V172H23V171H25V170H23L24 168ZM28 167H30V168H28ZM62 167V168H61ZM197 168H199V169H197ZM59 169V170H58ZM160 169V170H159ZM217 169V168H216ZM50 170V169H49ZM49 170L47 169V171H46V173H48L49 172ZM53 170V171H52ZM57 170V171H56ZM134 170H138L136 167H135V169ZM148 170V171H147ZM151 170V171H150ZM164 170V171H163ZM29 173H28V172ZM59 171H61V172H59ZM89 171V172H88ZM56 172V173H55ZM135 173H137L138 174V171H134ZM147 172V173H146ZM190 172V173H189ZM194 172V173H193ZM25 173V174H24ZM28 173V174H27ZM50 173V172H49ZM88 173V174H87ZM116 174H119V173H117V171L115 172ZM192 174V175H191ZM29 175H30V177H29ZM195 175V176H194ZM25 176V177H24ZM27 176H28V178H27ZM60 176V177H59ZM62 176V177H61ZM138 176H139V178L141 177L139 174H138ZM73 177V178H72ZM82 177V178H81ZM30 178V179H29ZM77 178V179H76ZM81 178V179H80ZM142 178V177H141ZM60 179V180H59ZM121 179V178H120ZM32 180H34V182L33 183H30V181L32 182ZM23 181H25L26 183L24 184V182ZM80 181V182H79ZM121 181H123V180H121ZM37 182H39V183H37ZM42 182V183H41ZM54 182V183H53ZM141 182V181H140ZM83 183V184H82ZM33 184V185H32ZM60 184V185H59ZM82 184V185H81ZM38 185V187H36ZM66 185V186H65ZM75 185V186H74ZM27 188H26V187ZM35 186V187H34ZM69 186H74L73 188H71V187H69ZM90 186V187H89ZM41 187V188H40ZM37 188V189H36ZM40 188V189H39ZM68 188H70V189H68ZM91 188V189H90ZM44 189V188H43ZM71 189H72V191H71ZM27 190V191H26ZM31 190H33V191H31ZM26 191V192H25ZM78 191V192H77ZM88 191V192H87ZM38 192V193H37ZM77 192V193H76ZM26 193H27V196H26ZM35 195H34V194ZM74 193V194H73ZM89 193V194H88ZM33 198H32V197ZM67 196V197H66ZM72 196V197H71ZM83 198H82V197ZM86 196H88V197H86ZM92 198V199H91ZM24 199V198H23ZM72 199V200H71ZM36 200V201H35ZM71 200V201H70ZM94 200V201H93ZM94 202V203H93ZM95 203H97V204H95ZM96 205V206H95ZM109 205V206H108ZM54 207V208H53ZM53 209L51 208V209H49L47 212L49 213H46V217H45V223L43 222L42 223V225L44 226V232H45V236H43V238H46L47 240V242H49V243H51V242H53V244H55V243H57V241L58 240H60L59 238H57V236H54V234H52L53 233V231H54V228H55V226L57 225V224H59L58 222H63V223H65L66 224V233H67V235H66V239L67 240H71V241H76L77 240V238L79 237L78 235H77V229L75 228V224H74V222H76V219L77 220H79V216H78V214L77 213H74V211L73 210H71V209H66V208H64V209H62V208H55V206L53 205ZM92 207V208H93ZM112 207V208H111ZM91 208V209H92ZM100 208V209H99ZM103 208V209H102ZM59 209V210H58ZM91 209H88V210H91ZM66 210V211H65ZM71 210V211H70ZM99 210H100V212H99ZM61 212V213H60ZM62 212H64V215H63V213ZM72 212V213H71ZM58 213V214H57ZM72 215H71V214ZM54 216H55V218H54ZM65 217V218H64ZM46 218H50V219H46ZM52 218V219H51ZM40 218H34V220H33V222H34V224H33V226L35 225V226H37L38 228L40 227V225L38 226V224H41L39 221ZM61 219V220H60ZM70 219V220H69ZM49 220V221H48ZM48 221V222H47ZM37 222H39V223H37ZM67 222V223H66ZM36 223V224H35ZM50 223V226H48V224ZM56 224V225H55ZM71 224V225H70ZM37 227H34L35 229L37 228ZM49 230H48V229ZM75 228V229H74ZM74 229V230H73ZM46 230V231H45ZM73 234V235H72ZM76 234V235H75ZM56 235V234H55ZM69 235H71V236H69ZM23 240L24 239H22L21 241V243H23V244H28L27 242L28 241H26V240H24V242H23ZM35 239L33 238V241H34ZM33 241H30L31 243L33 242ZM51 241V242H50ZM35 242H36V240H35ZM55 242V243H54ZM59 242V241H58ZM52 244V243H51Z\"/></svg>",
  "mask_w": 264,
  "mask_h": 264
}]
</instances>
